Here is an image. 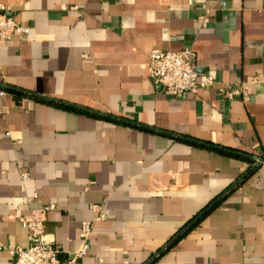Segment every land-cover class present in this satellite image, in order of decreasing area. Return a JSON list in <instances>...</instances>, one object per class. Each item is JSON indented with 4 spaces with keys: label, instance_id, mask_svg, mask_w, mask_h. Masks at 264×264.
I'll list each match as a JSON object with an SVG mask.
<instances>
[{
    "label": "crops",
    "instance_id": "1",
    "mask_svg": "<svg viewBox=\"0 0 264 264\" xmlns=\"http://www.w3.org/2000/svg\"><path fill=\"white\" fill-rule=\"evenodd\" d=\"M0 3L31 28L0 40V264L50 203L62 259L106 214L72 264H264V0ZM184 47L215 83L177 97L148 62Z\"/></svg>",
    "mask_w": 264,
    "mask_h": 264
},
{
    "label": "built area",
    "instance_id": "2",
    "mask_svg": "<svg viewBox=\"0 0 264 264\" xmlns=\"http://www.w3.org/2000/svg\"><path fill=\"white\" fill-rule=\"evenodd\" d=\"M10 7L0 3V40L7 39L12 34L28 36L31 28L20 24L11 14ZM202 23L206 19L202 17ZM148 75L154 85L161 87V90L170 95L184 97L188 94H196L200 89L211 86L215 83L214 75L207 72H200L196 65L195 51L189 47L179 50L152 52L149 56ZM220 92L232 98L240 96L247 98L246 91L239 85L230 88H220ZM3 90L0 89V94ZM8 135L9 132H6ZM254 164H264V159L254 157ZM23 179L27 173L20 172ZM36 195L28 196V200ZM55 208L53 203L47 204L39 209L31 210L28 217H20L21 225L27 229L28 245L7 248L12 256V264H72L77 259L83 257L89 250V239L92 234L94 223L106 219V214L102 211L101 204H94L92 209L94 217L91 220H82L79 227L80 244L78 248L69 253L65 259L61 258L62 249L45 232L44 222L46 212ZM0 242V249L2 248Z\"/></svg>",
    "mask_w": 264,
    "mask_h": 264
}]
</instances>
